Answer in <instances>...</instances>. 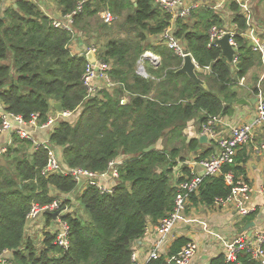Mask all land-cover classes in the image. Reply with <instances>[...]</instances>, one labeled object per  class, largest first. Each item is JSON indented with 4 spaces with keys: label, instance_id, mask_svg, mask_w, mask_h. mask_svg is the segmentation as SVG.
<instances>
[{
    "label": "trees",
    "instance_id": "1",
    "mask_svg": "<svg viewBox=\"0 0 264 264\" xmlns=\"http://www.w3.org/2000/svg\"><path fill=\"white\" fill-rule=\"evenodd\" d=\"M43 1L17 0L6 8L0 0V102L26 120L39 114L45 122L55 102L74 113L38 133L40 139L50 134L63 169L102 173L118 158L122 164L112 193L102 194L95 186L82 190L73 177L43 175L47 150L31 152L34 144L15 136L0 155V255L13 251L15 264H133V244L146 235L150 224L158 226L173 211L175 184L184 180L176 181V173L181 168L190 174L189 154L201 160L214 152L213 148L200 151V138H184L187 124L197 120L200 130L210 116L232 114V104L240 99L239 79L253 67H263L262 55L243 35L248 26L236 0L220 9H196L187 19H173L155 6V0H54L61 15L84 1L73 32L53 26L39 5ZM107 9L115 16L113 25L101 18ZM230 17L237 26L236 63L227 60L220 46L209 47L211 28L229 29ZM168 28L199 64L198 76L207 87L179 72L184 59L159 40ZM95 37L97 58L111 64L116 87L87 99L82 79L87 51L80 53L74 46L87 38L83 42L88 48ZM147 51L157 55L160 64L147 66L149 77H144L138 73V61ZM125 94L128 100L123 103ZM240 153L238 164L223 170L236 179L246 177L244 165L249 159ZM53 190L67 196L64 205L79 208L65 218L72 242L66 251L54 244L51 234L40 250L26 238L32 205L52 204L61 196H54ZM231 192L224 176H208L192 202L211 206ZM45 216L53 218L49 213ZM189 241L178 239L169 256L177 255ZM150 264L169 263L161 257ZM210 264L259 263L245 254L237 261L220 254Z\"/></svg>",
    "mask_w": 264,
    "mask_h": 264
},
{
    "label": "built area",
    "instance_id": "2",
    "mask_svg": "<svg viewBox=\"0 0 264 264\" xmlns=\"http://www.w3.org/2000/svg\"><path fill=\"white\" fill-rule=\"evenodd\" d=\"M17 0H4V6H12ZM229 0H155L154 4L160 10L168 12L173 19H187L194 10L199 8H223ZM238 3L242 15L246 19L248 30L243 34L246 36L251 33L252 40L254 41L253 50L262 55L264 61V41L258 39L253 30V4L256 0H236ZM84 1L80 2L76 10L73 12L61 15L60 17L49 16L52 19V24L58 29L68 30L73 32V24L75 15L79 14L83 9ZM101 18L107 25H112L115 22L114 14L109 10H105L101 14ZM237 26L229 29L212 27L210 30L209 47H219L218 41L224 37L226 33L231 34V43L235 45L237 51L239 47L234 40ZM161 43L174 50L179 56L184 58L187 53L180 42L175 36L174 32L168 28L163 36L159 38ZM89 51H93L95 56L97 54V48L95 45L91 46ZM97 58V56H96ZM149 60L155 67L160 64V58L150 51L145 52L138 61V73L144 77L146 76L145 62ZM195 60V59H194ZM238 60V53L235 56L234 62ZM196 61V60H195ZM197 63V62H196ZM200 69L199 64L197 63ZM209 69V68H208ZM111 64L101 62L97 58V63L94 65L88 61V65L83 75V84L87 90V99L95 96L96 91L101 93L108 90L113 92L116 83L112 80ZM245 78L242 77V81ZM56 113H50L45 122H41L39 114H33L30 120H26L22 115L15 114L6 109V107L0 102V133H8L11 137V142L15 136L20 139L32 142L34 145L31 148V152H36L40 148L47 150V164L43 169V175L46 177L54 174H62L64 176L73 177L78 183H81V189L83 190L87 186H95L102 194L112 193L115 189L114 182L119 177V166L122 162L112 161L106 172H92L83 168L65 170L63 169L60 159L50 142V134L40 139L38 133L43 130L50 129L62 118L70 117L73 115L70 111H58ZM264 131V93L260 90L256 94V117L254 120L240 124L232 125L228 123L222 115L210 116L206 122H204L198 131V138L207 136L209 140L215 142L216 150L208 157L199 160L197 156H193L189 161L190 174L176 175L175 184L176 196L174 209L171 213L164 218L158 226L155 227L156 235L158 236L154 246L150 248L147 254L148 259L143 261L139 258L137 251H133L132 262L133 264H150L153 260L160 259L162 257L160 248L163 242L170 237L173 231L179 224L186 220L187 211L190 209L192 197L200 196L201 186L205 177H220L224 176L226 184L232 186V192L228 197L216 198L211 206L203 205L206 207L214 208L217 210H225L234 212L240 220H244L249 216L255 208L251 206L255 194H260L264 201V184L255 188L251 182L241 176L236 179L235 175L231 172L224 173V167L226 165H237V157L239 153L249 147L256 138L257 131ZM38 132V133H37ZM7 151V147L2 150V153ZM257 151L259 153L264 152V144H262ZM197 167H200L202 173L197 171ZM110 181H103L107 178ZM53 195H61L52 204L46 206H40L33 204L30 212L27 215L26 223V238L31 240L35 247L40 249L44 248V240L48 234L55 237L54 244L62 249L69 250L71 247V226L68 221L65 220L69 214H77L78 207L74 204L64 205L67 201V196H63L57 190L52 191ZM53 215L52 219H48L45 214ZM58 213L56 217L54 215ZM36 229L41 230V234L35 238H32ZM151 230L148 226L146 234ZM198 244L194 240H190L181 251L167 259L169 264H191L193 258L198 251ZM226 259L228 261H237L240 254L248 255L252 260L259 264H264V229L255 230L252 233H243L234 237L233 239L226 241L225 252ZM0 264H15L13 251L5 250L0 255Z\"/></svg>",
    "mask_w": 264,
    "mask_h": 264
},
{
    "label": "crops",
    "instance_id": "3",
    "mask_svg": "<svg viewBox=\"0 0 264 264\" xmlns=\"http://www.w3.org/2000/svg\"><path fill=\"white\" fill-rule=\"evenodd\" d=\"M39 5L48 16H54L56 18L61 16L54 0H44L39 3ZM253 11L254 16L252 25L254 34L258 39L264 41V0H256L253 4ZM228 20L231 24L230 28L235 27L232 23V17ZM245 38L250 43L254 44L251 33L247 34ZM85 39L88 40L87 38L82 40L80 38L79 43L74 46V48L80 53L85 50L88 51V48L95 45V40L90 39V45L86 48L83 42ZM262 62L263 67H253L249 73L243 77L245 78L244 81H242V78L239 79L237 88L240 99L232 104V114L222 115L228 123L232 125H240L252 121L256 117V94L254 93V90L256 88L258 89V92L262 90L264 93V61L262 60ZM149 65L155 67L149 60L145 62L147 77H149V74L147 73V66ZM127 100L128 96L125 94L122 101L123 103H126ZM241 100H244L245 103H240ZM188 124V129L186 127L184 130V136L187 135L188 140L198 138V121L192 120ZM10 142L11 137L8 133H0V155L3 154L2 150L8 147ZM262 144H264V131L258 130L254 142L241 151L242 154L246 153L249 157L244 168L246 169V178L255 188L264 184V152L259 153L257 151ZM202 145L203 147L200 151H204L208 148H213V151L216 150L215 142L211 140L202 143ZM193 156H196V154L191 152L189 154V161ZM189 161L187 162L188 164ZM116 162L120 163L122 162V159L118 158ZM187 168H190V166L188 165ZM197 171L202 173L200 167H197ZM181 172L183 171L179 168L176 175L182 174ZM103 181L108 182L110 180H108L107 177L104 178ZM250 205L253 206L255 210L242 221L234 212L217 210L201 204L196 205L192 203L190 209L187 211L186 220L177 226L166 242H163L160 248L162 257H165L166 260L170 258L171 256H169V254L174 243L183 237L189 240H194L199 246L191 264H210V261L213 258L220 254H224L226 241L243 233H252L255 230L264 229V201L262 196L260 194H255ZM149 228L151 231L141 240L133 244L134 250L137 251L139 258L143 261L148 259L147 254L158 239L155 232V226L150 224ZM40 234L41 230L36 229L32 238L36 239L38 236L39 239Z\"/></svg>",
    "mask_w": 264,
    "mask_h": 264
},
{
    "label": "water",
    "instance_id": "4",
    "mask_svg": "<svg viewBox=\"0 0 264 264\" xmlns=\"http://www.w3.org/2000/svg\"><path fill=\"white\" fill-rule=\"evenodd\" d=\"M230 39H231V34L226 33L224 35V37L218 41V43H219L220 48L223 51L224 56L227 58V60L230 63H233L235 56L237 55L238 51H237L235 45L231 43ZM253 45H254L253 43H250V47H252ZM87 59L89 62H91L94 65L97 63V58H96L95 53L93 51H89L87 53ZM183 59H184L183 60L184 62H183L182 67L179 69V72L187 74L195 82L201 84L204 87H207L205 81H203L198 76L199 68H198L197 63L194 60L193 56L191 54H187ZM240 103H245V101L241 100ZM53 105H54L56 110H58V111L63 110V104L61 102H55ZM208 140L209 139L207 136L200 137L201 143L208 142ZM57 215H58V213H56L54 215V217H56Z\"/></svg>",
    "mask_w": 264,
    "mask_h": 264
},
{
    "label": "rangeland",
    "instance_id": "5",
    "mask_svg": "<svg viewBox=\"0 0 264 264\" xmlns=\"http://www.w3.org/2000/svg\"><path fill=\"white\" fill-rule=\"evenodd\" d=\"M113 24H114V23H113ZM113 24H112V25H113ZM94 42L97 43V37H95V41H94ZM96 43H95V45H96ZM95 94H96L95 96H100V95L102 96V95H103V93H101L99 90H97ZM95 96H93V97H95ZM81 110H82V109H79V110L75 113L76 118H78V116L80 115ZM53 113H56V111L53 110ZM73 114H74V113H73ZM188 127H189V124H188ZM188 127H187V129H188ZM186 134H187V133H186ZM184 138H185V139H188V136L185 135ZM182 143H184V142H183V141H180V144H179V145L181 146ZM160 146H161V144L159 145V147H160ZM78 211H79V208H78L77 212H78Z\"/></svg>",
    "mask_w": 264,
    "mask_h": 264
}]
</instances>
